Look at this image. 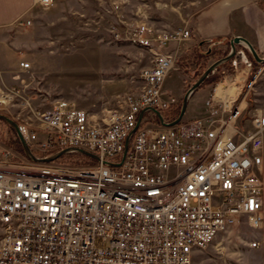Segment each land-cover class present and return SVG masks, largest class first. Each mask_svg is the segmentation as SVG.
Masks as SVG:
<instances>
[{
  "label": "built area",
  "instance_id": "built-area-1",
  "mask_svg": "<svg viewBox=\"0 0 264 264\" xmlns=\"http://www.w3.org/2000/svg\"><path fill=\"white\" fill-rule=\"evenodd\" d=\"M55 2L33 0V6ZM25 24L30 20L16 23ZM125 34L124 40L153 55L141 72L140 91L98 115L60 99L47 110L17 116L36 155L79 148L100 161L71 152L66 155L91 163L73 168L19 159L9 150L1 154L0 264H193L220 232L242 222L263 228L264 106L247 115L245 81L253 63L246 48L236 47L233 73L212 86L204 116L151 128L147 118L155 115L145 112L121 160L142 109L172 111L178 105L164 89L175 66L164 49L189 40L191 30L140 21ZM239 68L246 73L237 85ZM8 96L0 91V108ZM259 245V239L249 244Z\"/></svg>",
  "mask_w": 264,
  "mask_h": 264
},
{
  "label": "rangeland",
  "instance_id": "rangeland-1",
  "mask_svg": "<svg viewBox=\"0 0 264 264\" xmlns=\"http://www.w3.org/2000/svg\"><path fill=\"white\" fill-rule=\"evenodd\" d=\"M67 1L73 7L77 3L86 4L82 18L72 11L67 12L68 17L62 18L53 11L44 12V8L34 6L23 17L2 28L3 33L10 39L17 35L27 36L29 33H35L40 39L38 48L35 49L34 63L18 76L26 85H18L11 80L9 74L3 77V84L7 90L2 92L9 94L10 100L0 108V113L14 121L17 116L24 117L30 114L31 110H47L60 99L70 101L75 107L98 115L104 109L116 108L117 101L125 94L141 90L143 85L141 72L151 65L153 55L148 49L134 46L123 38L114 39L111 32L112 14L107 16L99 9L102 6L106 9L110 0ZM212 1L115 0L114 4L118 17L126 22L127 26L138 21H146L157 29L172 31L182 27L181 18L186 16L187 12H196ZM27 20L31 22L29 25H16L17 21ZM118 23H120L116 25L118 30L123 31L125 25L122 22ZM204 47L205 53L212 48ZM211 52V55L215 56L218 51L213 48ZM248 53L247 51L246 55L249 58ZM197 60L196 56L189 53L176 62H179L182 71L187 74L193 70V64ZM263 68L264 65L255 62L248 70V81L245 85L249 90L247 115L264 106ZM173 71L174 68L170 74ZM190 86L169 85L172 89H179L176 97L180 103ZM212 86L203 85L196 91L202 89L208 94ZM12 90L18 91V94H11ZM152 118V115L147 118L148 127H160ZM182 120H187L185 114ZM17 139L13 128L0 121V156L5 150H9L15 157L24 158L17 151ZM58 163L73 168L91 165L86 158L81 157L63 158ZM263 228L255 231L246 222H242L220 232L211 244L196 253L193 264H252L255 257L251 251L253 247L249 244L258 239L257 233L262 232Z\"/></svg>",
  "mask_w": 264,
  "mask_h": 264
},
{
  "label": "crops",
  "instance_id": "crops-1",
  "mask_svg": "<svg viewBox=\"0 0 264 264\" xmlns=\"http://www.w3.org/2000/svg\"><path fill=\"white\" fill-rule=\"evenodd\" d=\"M114 3L115 0H110L106 9L104 8L105 6L99 9L107 16L112 14L111 32L114 39H121L126 35L127 23L118 17ZM74 6L67 0H56L52 7L45 8L43 11H53L62 18L68 17L67 12L72 11L79 15V18H82L86 4L77 3ZM33 7V0H0V91L7 90L4 86L5 84H3L5 74H9L11 80L15 83L17 82L18 85H26L18 77L25 71V68H22L20 63L26 58L29 62H24H28L29 66L34 63L35 49L38 48L40 39L35 33H29L27 36L17 35L15 38L10 39L8 35L3 33L2 28L15 19L23 17ZM189 8L190 6L188 5ZM186 14V16L181 18L180 26H186L191 30V38L179 45L171 42L164 49L174 55L176 63L174 71L164 82V89L170 97L178 100L176 96H178L180 91L179 89H172L169 85H191L202 73L200 71L202 67L205 66L203 68L205 69L213 61L224 56L229 51V40L234 36L245 38L259 55H264V0H213L198 11L187 12ZM118 22H122L125 25L123 31L118 30L116 26L120 24ZM115 34L118 35V38H115ZM204 46H207V49L212 47L211 50L215 48L218 51L217 55L212 56L211 51L210 53H205L203 51ZM189 53H191V56H196L198 60L193 64V70L191 69V72L185 74L179 62L176 61ZM203 55H207V57ZM7 58L12 60L5 61ZM229 69H232L230 62L222 66L216 73L214 71L210 74H212V77H219L216 81L218 82L230 74L228 72ZM216 82H208L204 85H214ZM207 95L206 91H202V89L192 94L185 111L187 119L202 117L206 114L205 99ZM163 99L168 100V97ZM257 235L260 245L251 249L255 257L252 264H264V228Z\"/></svg>",
  "mask_w": 264,
  "mask_h": 264
},
{
  "label": "water",
  "instance_id": "water-1",
  "mask_svg": "<svg viewBox=\"0 0 264 264\" xmlns=\"http://www.w3.org/2000/svg\"><path fill=\"white\" fill-rule=\"evenodd\" d=\"M237 46L245 47L246 50L249 52L250 56L253 58V60L256 63H258L260 65H264V55L263 56L259 55V53L255 50V48L251 45V43L249 41H247L245 38H243L241 36L232 37L229 40V51L224 56L216 59L210 65H208L202 71V73L193 81L191 86L186 89V91L183 94L182 99H181L179 112H178L177 116L172 121H169V122L165 121L161 112L157 109L152 108V107H146L140 111V113L138 115L136 127L132 130V132L125 139V147H124V151H123L121 160H123V158L127 152L128 144L130 142L131 136L134 133V131L137 129V127L139 126L140 121H141L145 112H147V111L152 112L155 115V117L157 118L159 124L163 127L175 126L177 123H179L182 120V117L185 114V111L187 109L188 101H189L190 97L192 96V94L200 87V85L203 83V81L208 77V75L210 73L214 72L220 66H222L226 63H229L231 61V59L235 55ZM210 51H211V48H209L206 53H210ZM0 121L7 123L9 126H11L13 128V130H14V132H15L18 140H19V143L21 145V148H22V151L24 154V158L31 161V162L49 163V162L56 161L57 159H59L63 155H66V154L71 153V152L81 154V155L88 157V158H91L95 161H100L99 157L96 156L95 154H93L89 151L83 150V149H79V148H64V149H62L56 153H53L52 155H49V156H45V157L44 156H38L32 151V149L30 148V146L27 143V141L25 140V138L21 135V133L18 130L17 123L14 120H12L10 117L0 113ZM104 163L111 165V163H109V162H104Z\"/></svg>",
  "mask_w": 264,
  "mask_h": 264
},
{
  "label": "trees",
  "instance_id": "trees-1",
  "mask_svg": "<svg viewBox=\"0 0 264 264\" xmlns=\"http://www.w3.org/2000/svg\"><path fill=\"white\" fill-rule=\"evenodd\" d=\"M203 56H204V55H203ZM203 56H202V57H203ZM248 56H249L250 60L252 61V63H255V61L253 60V58L250 57L249 53H248ZM204 57H207V55L204 56ZM226 64H227V63H226ZM226 64H224V65H226ZM224 65H222V66H224ZM222 66H220L219 68H217V69L215 70V73H216V72H217ZM204 67H205V66H204ZM204 67H202V69H200L201 72L204 70V69H203ZM228 72H229L230 74H232V73H233V70H232V69H229ZM197 75H198V74H197ZM195 78H196V76H195ZM218 79H219V77H212V74H209L208 77H207V78L203 81V83L200 85V87L203 86L204 84L208 83V82H216ZM179 108H180V102H178V105L176 106V108H175L174 110H172V111L164 110V111H161V113H162V115H163V117H164V119H165L166 121H171L172 119H174V118L177 116V114H178V112H179ZM153 122H155L156 124H159L158 120H157L155 117L153 118ZM17 146H18L17 151L20 153V155H22V156L24 157V154H23V151H22V148H21V145H20L18 139H17ZM73 157H81V158H83L81 155H78V154H69V155H65V156L60 157L59 159L56 160V162H60V161H62L63 158H73Z\"/></svg>",
  "mask_w": 264,
  "mask_h": 264
},
{
  "label": "bare ground",
  "instance_id": "bare-ground-1",
  "mask_svg": "<svg viewBox=\"0 0 264 264\" xmlns=\"http://www.w3.org/2000/svg\"><path fill=\"white\" fill-rule=\"evenodd\" d=\"M245 73H246V69L239 68L238 80H237V83H236L237 85L241 84L242 79L245 77ZM237 89L238 88L233 87L231 89V93H235Z\"/></svg>",
  "mask_w": 264,
  "mask_h": 264
}]
</instances>
